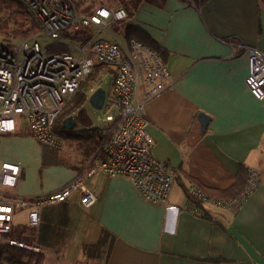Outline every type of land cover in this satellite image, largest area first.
<instances>
[{"label":"crops","instance_id":"crops-1","mask_svg":"<svg viewBox=\"0 0 264 264\" xmlns=\"http://www.w3.org/2000/svg\"><path fill=\"white\" fill-rule=\"evenodd\" d=\"M262 1L204 0L189 6L180 0H143L124 20L156 45L168 70L169 85L146 102L144 116L152 156L175 168L178 182L167 205H160L146 201L127 178L97 173L84 180L96 198L92 205L84 207L74 196L44 206L35 227L25 213L31 240L40 234L41 240H57L43 249L44 264H67L73 240L86 259L84 247L95 245L102 230L110 233L111 247L88 258L103 259L102 264H264V97L257 99L244 84L247 52L240 48L264 53ZM198 114L208 117L202 133ZM59 150L41 145L18 119L15 130L0 137V160L20 168L13 193L30 197L61 188L89 162L95 144L85 140L76 152L70 144ZM65 153L71 161L60 162ZM239 166L256 171L259 183L237 212L207 206V218H199L186 210L180 185L196 182L224 191L234 184Z\"/></svg>","mask_w":264,"mask_h":264},{"label":"built area","instance_id":"built-area-1","mask_svg":"<svg viewBox=\"0 0 264 264\" xmlns=\"http://www.w3.org/2000/svg\"><path fill=\"white\" fill-rule=\"evenodd\" d=\"M18 1L37 30L20 40L0 39V137L13 132L17 120L23 119L41 145L58 148L60 140L52 125L77 93L88 101L96 89L102 88L104 103L99 110L103 116L95 120L93 156L61 188L30 197L17 196L13 190L20 168L0 160V237L11 233L18 212L24 211L27 224L35 227L44 206L65 203L74 196L80 205H92L96 198L84 180L97 173L127 178L146 201L167 205L179 173L152 156V139L144 116L146 102L169 85V73L160 53L134 37L123 40L118 36L115 25L127 18L123 8L97 6L79 12L72 0ZM180 1L196 6L204 0ZM40 38L49 43L41 48L37 42ZM59 47L64 50H57ZM240 48L247 52L244 84L254 97L262 99L264 53L254 47ZM258 183L256 171L247 170L244 188L232 198L210 196L190 183L187 194L200 205L187 200L186 210L199 218H203L207 206L235 213ZM6 240L9 245L37 251L33 245L13 238Z\"/></svg>","mask_w":264,"mask_h":264},{"label":"trees","instance_id":"trees-1","mask_svg":"<svg viewBox=\"0 0 264 264\" xmlns=\"http://www.w3.org/2000/svg\"><path fill=\"white\" fill-rule=\"evenodd\" d=\"M72 1L74 2L76 6L78 5L77 0H72ZM140 1H143V0H134V1L133 0H124V1L121 0L120 1L122 8H124L125 10L127 8L126 12H127L128 18H131L133 16ZM18 2H19L18 0H0V12L2 11L3 5L5 3L7 4V7H5V9L10 10L9 13L11 14H9V17L12 20L13 27L10 29L8 35H11L12 37H15V38L17 37L21 38V37L28 36L31 33V31H33V28L36 27L35 23H33V21L30 20L22 4L20 2L19 4ZM134 6L136 7L134 8ZM21 7L23 8L22 10H21ZM28 24L30 26H28ZM118 28L120 29V31L118 30ZM116 30L124 37V39L128 40L130 37H136V39L138 38L142 42H144V45H146L150 49L162 55V53L156 47V45L152 41H150L137 27L130 25L128 21L121 22V24H118L116 27ZM1 31H3L2 27H0V33H2L0 35H3V37H5L6 32L3 33ZM74 39H80V38L78 36H74ZM57 50H64V49L59 47ZM84 105H85V96L82 93H77V95H75L60 110L56 119L54 120L53 127L55 128L56 126L57 130L65 134L67 138H71L75 140L84 139V140L89 141L91 144H95L96 129L91 125V121L89 120V117L84 108ZM69 116L73 117V119L76 122V126L80 127L79 130L73 129L71 131L66 132L61 128L62 121ZM246 173H247L246 168L243 166H239L236 172V175H235L234 184L230 188L224 191H218V192L213 191V190L202 187L200 184L196 182H193V183L196 184L201 190H203L206 194L210 196L218 197V198H232L238 195L241 192V190L244 188L245 183H246V176H247ZM176 182H178V180ZM180 187L188 201H190L191 203L193 202L196 205H200V203L197 202V200L192 199L187 194L186 187L184 185H180ZM207 212L208 211H204V215H203L204 218H207V215H208ZM64 214H66V212L63 209L61 215H64ZM55 226L56 224L54 226L49 224L47 225V228L52 230V228L55 229ZM32 233H34V231ZM1 238L2 236L0 237V239ZM3 238L4 239L14 238L20 241L28 242L31 245L35 244L37 247H39V251L35 252L32 250L23 249L18 246L9 245L8 240L5 239L4 242L0 243V264H44L45 255H44L43 249L45 247L47 248L53 247V245H55L53 243L57 241V240H41V234L38 240H31L28 236L23 235L22 231H17V229L15 228L12 229L11 233L8 236H5V237L3 236ZM111 244H112V237L110 233L108 231L102 230L100 234V238L95 245L84 247L83 249L84 254L87 258L100 257L103 251L107 252L109 250V248L111 247ZM52 251L56 252L54 250Z\"/></svg>","mask_w":264,"mask_h":264},{"label":"rangeland","instance_id":"rangeland-1","mask_svg":"<svg viewBox=\"0 0 264 264\" xmlns=\"http://www.w3.org/2000/svg\"><path fill=\"white\" fill-rule=\"evenodd\" d=\"M78 1V8H80L81 10H91L92 8H94V6L95 7H97V6H104V7H109V8H118V7H120V8H122V6H121V0H77ZM114 1V2H113ZM92 2V3H91ZM108 2V3H107ZM262 2H264V1H262ZM91 3V4H90ZM104 3V4H103ZM106 3H107V5H106ZM110 3V4H109ZM113 3H115V4H113ZM112 4V5H111ZM94 5V6H93ZM7 6V4L5 3L4 5H3V9H2V11L0 12V27H2L3 28V31H1V32H6V36L5 37H3V35H0V39H2V38H13L14 40L16 39V40H19V39H21V38H19V37H17V38H15V37H10L11 35H8L9 34V31H10V29H11V27H13V24H12V20H11V18L9 17V12H10V10H6L5 9V7ZM79 12H80V10H79ZM3 20L5 21V22H3ZM1 21H2V23H1ZM7 22V23H6ZM5 24V25H4ZM121 24V23H120ZM3 25V26H2ZM7 25V26H6ZM118 25V23L115 25V30H116V26ZM7 27V28H6ZM36 30L37 29H35V28H33V31H31V33L30 34H32V33H35L36 32ZM8 32V33H7ZM0 34H2V33H0ZM29 34V35H30ZM8 35V36H7ZM24 38V37H23ZM37 42L40 44V46H41V48L42 47H44L46 44H48L49 42H48V40H46V39H43V38H40V39H38L37 40ZM102 87L105 89L106 88V85L105 84H103L102 85ZM84 108H85V110H86V112H87V115H88V117H89V120L91 121V125L94 127L95 126V124H96V119H97V117H102L103 116V112H100V111H95V110H93V109H91V107L88 105V102H87V100L85 101V105H84ZM99 125V124H98ZM77 130V129H76ZM52 131H53V133H54V135L55 136H57L58 137V139L60 140V146L58 147V148H55V152H58L57 154H60L61 153V151L59 150V149H62L63 148V151H64V146H66L67 144H70L71 146H73V151L74 152H76V150H75V147H76V145L78 144H80L82 141H85L84 139H81V140H79V141H76L75 139H69V138H66L67 136L66 135H64L63 133H61V132H59L58 130H57V128H56V126H55V128L53 127V125H52ZM71 131V130H70ZM66 132H68V131H66ZM63 135V136H62ZM77 142V143H76ZM78 142H80V143H78ZM42 148H48V147H42ZM79 149V148H78ZM60 151V152H59ZM72 151V152H73ZM68 153V152H67ZM66 154V153H65ZM60 157H59V161L60 162H63V163H65L64 161H66V158H68L70 161H71V156H68L67 154L64 156V155H59ZM67 156V157H66ZM73 158H75V156L73 155ZM59 204H61V203H59ZM20 215L17 217V219H15L16 221H15V223H16V229L18 230V231H22V230H24V232H23V235H25V236H27V232H26V230H27V228H25L26 227V219H25V212H20L19 213ZM18 223H19V225H18ZM17 234V233H16ZM5 239H7V238H5ZM3 237L0 239V243H2V242H4V240H5ZM18 242H21V243H24V244H26V245H29V246H32L30 243H28V242H24V241H20V240H17ZM77 240H73V242H72V246L68 249V252H67V256H66V259H67V264H102V261H103V259H99V260H90V259H88V258H84V259H81L80 257H79V251H78V247H77ZM21 248H23V247H21ZM23 249H26V250H32V249H27V248H23ZM32 251H34V250H32ZM35 252H37V251H35ZM78 255V256H77ZM76 259V260H75ZM50 264H60V261H57L56 260V262H50ZM62 264H66V262H62Z\"/></svg>","mask_w":264,"mask_h":264},{"label":"water","instance_id":"water-1","mask_svg":"<svg viewBox=\"0 0 264 264\" xmlns=\"http://www.w3.org/2000/svg\"><path fill=\"white\" fill-rule=\"evenodd\" d=\"M103 103H104V90L102 88H98L90 95L88 99V104L91 107V109L95 111H99L102 109ZM197 120L200 124V132L202 133V131L206 127L208 117L204 114H198ZM75 124L76 122L73 119V117L69 116L62 121L61 127L65 131H70L74 128Z\"/></svg>","mask_w":264,"mask_h":264},{"label":"bare ground","instance_id":"bare-ground-1","mask_svg":"<svg viewBox=\"0 0 264 264\" xmlns=\"http://www.w3.org/2000/svg\"><path fill=\"white\" fill-rule=\"evenodd\" d=\"M110 1V0H109ZM115 1V0H114ZM113 1V2H114ZM122 1H124V0H122ZM134 1V0H133ZM264 1V0H263ZM116 2V1H115ZM141 2V1H140ZM19 3V2H18ZM92 3V2H91ZM90 3V4H91ZM108 3V2H107ZM107 3H106V5H107ZM20 4V3H19ZM104 4V3H103ZM110 4V3H109ZM113 4H115V3H113ZM127 4V3H126ZM112 5V4H111ZM128 5H129V3H128ZM198 5V4H197ZM94 6V5H93ZM139 6V5H138ZM7 7V6H6ZM128 7V6H127ZM136 6H134V8H135ZM94 8H95V6H94ZM131 8V7H130ZM130 8H128V9H130ZM11 9V8H10ZM23 8L21 7V10H22ZM126 10H127V8H126ZM13 13V12H12ZM9 14H11V13H9ZM132 15V14H131ZM27 18V17H26ZM28 19V18H27ZM32 21V20H31ZM3 22H5L4 20H3ZM124 22H126V21H124ZM1 23H2V21H1ZM7 23V22H6ZM26 23V22H25ZM121 23V22H120ZM119 24V23H118ZM5 25V24H4ZM124 25V24H123ZM3 26V25H2ZM7 26V25H6ZM28 26H30L29 24H28ZM32 26V25H31ZM122 26V25H121ZM125 26V25H124ZM117 27V26H116ZM120 27V26H119ZM123 27V26H122ZM7 28V27H6ZM12 28V27H11ZM14 29V28H13ZM140 29V28H139ZM16 30V29H15ZM118 30L120 31V29L118 28ZM141 30V29H140ZM142 31V30H141ZM122 33V32H121ZM144 34V33H143ZM6 36V35H5ZM148 36V35H147ZM12 37V36H11ZM149 37V36H148ZM23 38V37H22ZM18 39V38H17ZM16 40V39H15ZM20 40V39H19ZM231 41V40H230ZM228 43V42H227ZM233 43V42H232ZM230 44V43H229ZM232 45V44H231ZM158 46V45H157ZM235 46V45H234ZM160 48V47H159ZM234 48V47H233ZM235 50V49H234ZM236 52V51H235ZM237 54V53H236ZM238 54H240V52L238 53ZM242 54H244V53H242ZM235 55V54H234Z\"/></svg>","mask_w":264,"mask_h":264}]
</instances>
